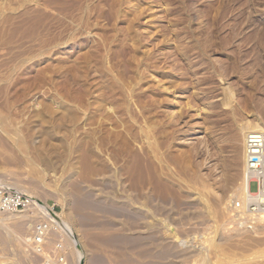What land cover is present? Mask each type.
<instances>
[{
  "label": "rangeland",
  "instance_id": "1",
  "mask_svg": "<svg viewBox=\"0 0 264 264\" xmlns=\"http://www.w3.org/2000/svg\"><path fill=\"white\" fill-rule=\"evenodd\" d=\"M251 124L264 0H0V264H264Z\"/></svg>",
  "mask_w": 264,
  "mask_h": 264
},
{
  "label": "built area",
  "instance_id": "2",
  "mask_svg": "<svg viewBox=\"0 0 264 264\" xmlns=\"http://www.w3.org/2000/svg\"><path fill=\"white\" fill-rule=\"evenodd\" d=\"M244 176L258 185L257 192L249 195L246 200L240 199L235 210L243 214L261 215L264 213V132L255 131L248 135L244 163ZM0 207L5 210L31 209L30 199L22 196L0 197ZM42 233H37L38 241ZM45 233H43V236Z\"/></svg>",
  "mask_w": 264,
  "mask_h": 264
},
{
  "label": "bare ground",
  "instance_id": "3",
  "mask_svg": "<svg viewBox=\"0 0 264 264\" xmlns=\"http://www.w3.org/2000/svg\"><path fill=\"white\" fill-rule=\"evenodd\" d=\"M255 131H263L264 132V128L261 127V125L259 124H251L249 125L247 128H245L244 132H243V140H244V163H245V153H246V141H247V137L250 133L252 132H255ZM242 193V192H241ZM249 195H253V192H251L250 190V180L247 179L245 176H244V182H243V193H242V197L241 199L243 200H246L247 197ZM33 200V199H32ZM238 202V201H237ZM237 202H234L233 203V206L234 209H235V206L237 204ZM33 205H34V201H33ZM261 217L259 218L260 220H264V213H262L260 215ZM257 217V216H256ZM232 219V218H231ZM245 220V218H243ZM236 220V219H235ZM247 221V220H246ZM242 222V221H241ZM243 224H246L245 222H243ZM253 225V224H252ZM250 226V225H249Z\"/></svg>",
  "mask_w": 264,
  "mask_h": 264
}]
</instances>
